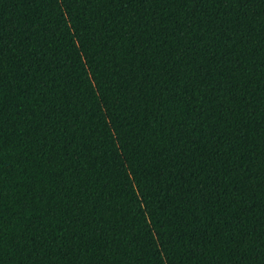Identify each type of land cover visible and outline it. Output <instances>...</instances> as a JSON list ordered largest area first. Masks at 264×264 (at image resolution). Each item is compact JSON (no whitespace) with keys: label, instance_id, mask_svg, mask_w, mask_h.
Wrapping results in <instances>:
<instances>
[{"label":"trees","instance_id":"trees-1","mask_svg":"<svg viewBox=\"0 0 264 264\" xmlns=\"http://www.w3.org/2000/svg\"><path fill=\"white\" fill-rule=\"evenodd\" d=\"M0 264H264V0H0Z\"/></svg>","mask_w":264,"mask_h":264}]
</instances>
